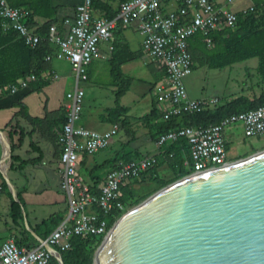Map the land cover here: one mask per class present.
Segmentation results:
<instances>
[{
  "label": "built area",
  "instance_id": "obj_1",
  "mask_svg": "<svg viewBox=\"0 0 264 264\" xmlns=\"http://www.w3.org/2000/svg\"><path fill=\"white\" fill-rule=\"evenodd\" d=\"M236 0H226L227 6ZM248 10H254L250 7ZM248 10L243 13H247ZM31 12L13 7L8 0H0L3 29L13 30L31 48L46 41L57 47L47 56L68 61L74 73L75 87L66 94V122L61 127L58 142L61 146V188L68 198V210L63 221L46 238L34 245H18L13 239L0 237V264H51L53 253L41 240L58 249L69 250L76 238L106 239L118 217L127 211L123 187L141 179L158 166V155H145L109 169L98 191L93 189L79 173L83 156L95 155L111 146L122 131L120 123L107 131H97L79 125L83 111L84 92L80 88L88 80L87 68L100 56L101 41L108 42L120 27L137 25L142 38V49L151 60L160 62L164 77L154 88L156 108L163 121L186 113H199L217 107V98L192 99L185 79L193 72L194 62L190 50L191 39L201 34L207 46L213 44L211 33L224 27H234L238 13L222 7L217 0H127L113 17H95L93 0H84L75 8L74 17L64 21L66 33L52 29L45 39L29 25ZM113 50V46L110 47ZM35 75L20 82L29 87ZM17 90L16 85L11 87ZM239 128L246 138L264 137V105L257 109L229 115L220 123L208 127L180 126L158 136L160 149L179 139L190 147V159L185 167L196 173L205 169L232 163L227 152L226 130ZM190 174V175H191ZM128 201V200H127ZM114 218L111 225L109 219Z\"/></svg>",
  "mask_w": 264,
  "mask_h": 264
},
{
  "label": "crops",
  "instance_id": "obj_2",
  "mask_svg": "<svg viewBox=\"0 0 264 264\" xmlns=\"http://www.w3.org/2000/svg\"><path fill=\"white\" fill-rule=\"evenodd\" d=\"M125 1L127 0H95L99 7L94 8V16L108 17L110 12L119 11L120 5ZM83 2L84 0H50L51 6L56 9V14L52 18L35 17L29 24L41 37L46 38L49 36L52 29H56L64 35L67 31L64 25L65 19L74 17L76 6ZM217 2L222 7L232 8L231 10L238 14L254 6L253 0H244L248 5L238 9H234L235 5L227 6L226 0H217ZM48 45L52 53H56L57 47L50 43ZM107 45V43L100 45V57L102 60L111 63L114 55L118 59L127 58L121 65V70L126 79L131 82L129 89L121 97L120 102L121 106L128 110L123 117L129 119L131 130L127 132L122 127L121 133L117 136L114 143L109 146L111 148L117 141H120V149L112 151L111 156L108 158L99 161L98 155L103 151H99L95 155L82 157L79 164V173L91 186L94 185V171L100 165L107 162H115L118 166L126 163L125 160L128 157L140 158L146 155L141 153L137 145H134V142L138 139V130H141V133L144 130V134L149 140L155 143L156 153L151 155L160 153L156 142L151 139L149 125L143 123L140 119L148 115L152 111L154 104H156L154 88L164 77V67L160 62L151 60L148 64L144 63L149 70L145 72L141 70L142 65L138 64L139 59L137 56L145 53L142 49V38L137 31V25L120 27L115 31L112 51L110 50L112 45L109 48L104 47ZM46 61L51 68L41 75V80L48 81V85L40 91L34 89L38 79L31 81L29 87L20 85V82L27 77L18 79L17 84H15L17 87L16 91L12 92L11 87L13 85L0 91V194H4L7 190L8 194L23 197L25 205L22 208L30 213L25 215V219L26 216L27 218L30 217L34 226L32 229L30 228L33 231V236H26L21 229V223L16 222L15 217H12V220L10 219L9 221L0 215V237L3 240L14 238L29 245H34L39 240L35 230L38 225L45 221L38 214L39 207L47 204L52 205L56 197V187L59 186L61 189L60 156L62 149L58 142V136L61 132L62 124L59 119L61 118L62 109H65L66 94L75 87V78H73L72 85L70 83V80L72 81V69L68 61L57 58L47 59ZM136 72L140 74V78L134 77ZM141 75L144 78H141ZM140 84H146L147 88L144 91L139 90ZM114 86L116 87L113 90L115 103L118 88L115 83ZM137 95L138 97L139 95L143 96L141 99H136L135 96L137 97ZM20 105L26 107L25 109H27L28 114L32 118L40 119L41 122L34 124L25 118L24 111L23 113L21 112ZM115 105L103 108L102 112L92 110L91 114H88L84 107L79 125L100 132L109 130L112 124L107 122L104 117L106 116V110L114 108ZM64 112L66 113V111ZM139 121L142 122V128L137 127ZM133 122H136V127L133 126ZM152 122L154 123V121L150 123L153 124ZM111 168L107 167L99 173L103 176L101 184ZM161 168L168 171L165 176H160L161 178L169 180L174 177L173 171L167 165L159 167L158 170ZM154 184L151 181H144L142 183H132L130 186L133 193L137 191V195H143L149 192L150 189L156 188L157 184L155 186ZM17 200L19 201V199ZM13 201L14 199L11 198L10 204H8L11 211Z\"/></svg>",
  "mask_w": 264,
  "mask_h": 264
},
{
  "label": "water",
  "instance_id": "obj_3",
  "mask_svg": "<svg viewBox=\"0 0 264 264\" xmlns=\"http://www.w3.org/2000/svg\"><path fill=\"white\" fill-rule=\"evenodd\" d=\"M92 257L93 264H264V149L161 188L122 213Z\"/></svg>",
  "mask_w": 264,
  "mask_h": 264
},
{
  "label": "trees",
  "instance_id": "obj_4",
  "mask_svg": "<svg viewBox=\"0 0 264 264\" xmlns=\"http://www.w3.org/2000/svg\"><path fill=\"white\" fill-rule=\"evenodd\" d=\"M13 7H23L31 12L29 22L35 17L52 18L56 14L50 0H8ZM254 10H248L247 13L238 14V21L234 27H224L221 30L214 31L210 37L213 39V47L208 48L204 37L201 34L194 36L190 42V50L195 68L197 65L206 66L210 69H223L239 62H244L252 58H258L259 64L256 69L258 75L262 77L264 82V0H253ZM93 7H99L93 0ZM101 8V5H100ZM106 11L107 8H105ZM118 11L110 12L109 18H113ZM30 25V24H29ZM31 26V25H30ZM47 30V29H46ZM45 30V32H46ZM42 35V34H41ZM45 38V37H43ZM52 53L48 43L42 42L37 48H31L19 37L17 32L13 30L5 31L3 29V19L0 17V91L7 89L10 85L17 84L18 79L35 75L38 79L34 89L40 91L48 85V81L41 80V75L51 67L47 64V56ZM127 60L118 59L116 55L112 58V75L114 83L117 86L116 105L114 108L106 110L104 119L111 123H120L123 128L130 132L131 124L128 118L123 117L128 110L121 106L120 99L127 92L130 86V80L126 79L121 70V65ZM264 105V90L257 97L241 95L225 104H218L215 109L202 111L199 113H186L180 117L171 118L168 121L161 119V114L154 104L152 111L142 117L140 120L149 125L151 139L155 142L162 133H167L171 129L186 127H208L221 122V120L229 115H234L249 110H254ZM21 106V112L32 123H40V119L32 118L26 107ZM65 109H62L59 121L63 125L66 122ZM65 114V115H64ZM154 121L153 124L150 122ZM58 123V122H57ZM125 157V156H124ZM139 157H128L125 162ZM158 166L151 169L141 179L134 183H142L151 181L157 184L156 188H163L178 179L188 176L191 170L185 167V162L190 159V147L185 139L165 145L160 149L158 155ZM167 165L174 173L172 179L166 180L158 174V168ZM115 162H107L100 165L94 171L93 189L98 191V186L103 180V176L99 173L107 167H116ZM131 186L123 187V201L128 205L139 202L135 197ZM128 200V201H127ZM132 200V201H131ZM20 203L12 202V213L15 221L21 218L17 211V207L23 206L24 203L19 196ZM67 213L53 216L38 225L35 232L39 238L48 237L55 228L63 221ZM110 224L114 223V218L109 219ZM18 245L26 246L16 240ZM102 243L101 239L96 237L76 238L72 241V247L69 250L58 249L64 264H93L92 252ZM51 264H59L53 258Z\"/></svg>",
  "mask_w": 264,
  "mask_h": 264
},
{
  "label": "rangeland",
  "instance_id": "obj_5",
  "mask_svg": "<svg viewBox=\"0 0 264 264\" xmlns=\"http://www.w3.org/2000/svg\"><path fill=\"white\" fill-rule=\"evenodd\" d=\"M234 9H238L240 7L247 6L248 3L244 2V0H237L232 4ZM231 5V6H232ZM232 9V8H231ZM136 25V24H135ZM107 43V46L113 44V39L108 42L101 41V45ZM113 46V45H112ZM213 47L208 46L209 49ZM114 48V46H113ZM118 48V47H117ZM121 49V48H120ZM138 64L142 65V71H148L149 68L145 65L151 62V58L147 54H141L137 56ZM145 63V64H144ZM259 64L258 58H252L244 62H239L234 64L233 66H227L223 69H210L206 66L197 65L193 68V72L185 79V85L188 92V95L192 99H205V98H217L220 104H225L230 102L231 100L239 97L241 95H248L251 97L259 96L264 90V82L262 77L258 75L256 69ZM112 65L108 61L102 60L99 56L93 60V62L87 68V75L88 80L83 81L80 84V88L84 92L83 97V109L85 107L87 113L91 114V111H101L103 108L110 107L115 105L114 103V96L113 90L116 89L113 83L112 77ZM140 74L136 72L134 74L135 78H140ZM72 81L73 83V71L71 72ZM141 78H144L141 75ZM147 88V85H141L139 90L144 91ZM143 95H137L135 98L141 99ZM153 97V94H152ZM113 100V101H112ZM82 116V112H81ZM82 119V118H81ZM79 120V123L81 122ZM78 123V124H79ZM142 122H138V126L136 122H133V126H137L142 128ZM135 126V127H136ZM143 133V134H142ZM141 133V130H138V139L134 142V145L140 149L141 153L146 155H151L156 153V145L154 142L150 141L149 138L144 134V130ZM141 134V136H140ZM226 139L228 141L227 144V152L229 158L234 161L240 160L248 155H251L257 151L263 150L264 147V137L260 138H246L243 132L239 128H229L225 132ZM130 139V138H128ZM127 139V141H128ZM120 149V141L113 147H108L106 150H101L98 155V159L104 160L111 156L112 151H116ZM148 153V154H147ZM168 173L167 170L159 169L157 174L161 177L165 176ZM7 181L6 178H4ZM155 186V184H154ZM157 187V186H156ZM56 197L54 203L52 205H41L38 209V214L43 220H48L53 216H58L60 214L67 213L68 210V198L63 189L58 186L56 187ZM162 188V187H161ZM161 188H154L153 190L150 189L149 192L144 193L143 195H137L138 192H134L135 197L138 199L139 202H135V204L130 205L127 207L129 210L133 206L137 205L138 203L142 202L143 200L147 199L152 194L156 193ZM7 193V194H6ZM11 193V192H10ZM14 199L17 203L19 201V197L17 198L13 194H8L7 190L4 194H0V215L4 216L7 220H12L13 213L11 209H9L10 199ZM22 202H24V198L20 196ZM132 201V200H131ZM25 205V204H24ZM17 211L20 214L21 218L18 219V222L21 223V229L26 236H33V231L31 230L33 226V220L25 215L30 214L27 211L23 210L22 206L18 205ZM26 209V206H25ZM10 211V213H9ZM41 214V215H40ZM31 228V229H30ZM102 243H100L101 245ZM97 246L94 252H92V256L96 252V250L100 247Z\"/></svg>",
  "mask_w": 264,
  "mask_h": 264
}]
</instances>
